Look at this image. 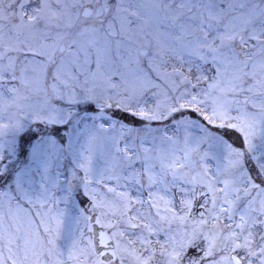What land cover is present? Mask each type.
Returning a JSON list of instances; mask_svg holds the SVG:
<instances>
[{
  "label": "snow or ice",
  "instance_id": "obj_1",
  "mask_svg": "<svg viewBox=\"0 0 264 264\" xmlns=\"http://www.w3.org/2000/svg\"><path fill=\"white\" fill-rule=\"evenodd\" d=\"M0 264H264V0H0Z\"/></svg>",
  "mask_w": 264,
  "mask_h": 264
},
{
  "label": "rangeland",
  "instance_id": "obj_2",
  "mask_svg": "<svg viewBox=\"0 0 264 264\" xmlns=\"http://www.w3.org/2000/svg\"><path fill=\"white\" fill-rule=\"evenodd\" d=\"M130 123H134L135 125L138 126L139 122L138 121H132L131 119L129 120Z\"/></svg>",
  "mask_w": 264,
  "mask_h": 264
}]
</instances>
